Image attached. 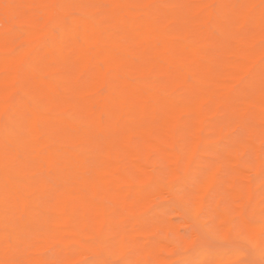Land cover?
<instances>
[{"label":"bare ground","instance_id":"1","mask_svg":"<svg viewBox=\"0 0 264 264\" xmlns=\"http://www.w3.org/2000/svg\"><path fill=\"white\" fill-rule=\"evenodd\" d=\"M0 23V264L264 262V0H0Z\"/></svg>","mask_w":264,"mask_h":264},{"label":"rangeland","instance_id":"2","mask_svg":"<svg viewBox=\"0 0 264 264\" xmlns=\"http://www.w3.org/2000/svg\"><path fill=\"white\" fill-rule=\"evenodd\" d=\"M0 27H3V23H0ZM246 124H248L247 126H249L250 127V125H251V127H252V124L250 123V120H248V122H246ZM241 129H239V131H240ZM250 152V154L252 153L251 151H249ZM250 154H247V155H250ZM252 156H253V154H252ZM252 156H249V157H252ZM253 158V157H252ZM160 160H161V162H160ZM158 162H160L159 163V165L160 166H163L164 165V161H162V159L161 158H159V161ZM162 163H163V165H162ZM163 212H165L166 214H167V216L169 217V219L172 221V223H173V225H171L169 228H164V229H161V230H159L158 231V236H160L161 234H159V232H163L162 233V235L163 236H160V237H162V238H165V239H168V240H173V241H176V242H183L184 240H185V238L188 236V235H186V234H190V229L187 227V226H178L176 223H177V221L178 220H180V216L176 213V212H174V211H171V210H167V212H166V210L165 211H163ZM172 218V219H171ZM187 227V228H186ZM175 228V229H174ZM180 229V230H179ZM167 230V231H166ZM169 232V233H168ZM166 235H165V234ZM174 233V234H173ZM179 235V236H178ZM164 236H166V237H164ZM173 236V237H172ZM178 236V237H177ZM172 238V239H171ZM199 242H200V244L202 245H204L205 244V246H209V247H213V243H211V241H208V242H206V241H202V240H199ZM166 254H168L167 252H165ZM252 260V259H251ZM253 261V260H252ZM83 264H86V263H83Z\"/></svg>","mask_w":264,"mask_h":264},{"label":"snow or ice","instance_id":"3","mask_svg":"<svg viewBox=\"0 0 264 264\" xmlns=\"http://www.w3.org/2000/svg\"><path fill=\"white\" fill-rule=\"evenodd\" d=\"M186 235H189V234H186ZM248 253H249V249L242 247V246H237L234 249V254L238 256H243ZM261 255L264 256V243H262V246H261ZM207 264H212V262H207ZM237 264H249V262L244 259H240L238 260ZM262 264H264V262H262Z\"/></svg>","mask_w":264,"mask_h":264}]
</instances>
